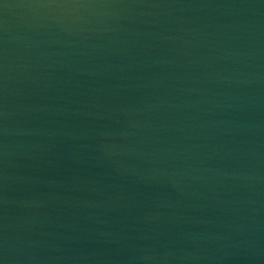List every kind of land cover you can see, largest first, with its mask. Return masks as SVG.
<instances>
[{
    "label": "water",
    "instance_id": "water-1",
    "mask_svg": "<svg viewBox=\"0 0 264 264\" xmlns=\"http://www.w3.org/2000/svg\"><path fill=\"white\" fill-rule=\"evenodd\" d=\"M0 264H264V0H0Z\"/></svg>",
    "mask_w": 264,
    "mask_h": 264
}]
</instances>
